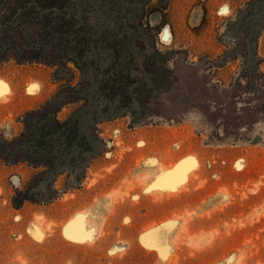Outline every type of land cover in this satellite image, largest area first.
Masks as SVG:
<instances>
[{
  "label": "rangeland",
  "instance_id": "rangeland-1",
  "mask_svg": "<svg viewBox=\"0 0 264 264\" xmlns=\"http://www.w3.org/2000/svg\"><path fill=\"white\" fill-rule=\"evenodd\" d=\"M30 1L0 0V264H264V0ZM81 113L75 185L21 141Z\"/></svg>",
  "mask_w": 264,
  "mask_h": 264
},
{
  "label": "trees",
  "instance_id": "trees-1",
  "mask_svg": "<svg viewBox=\"0 0 264 264\" xmlns=\"http://www.w3.org/2000/svg\"><path fill=\"white\" fill-rule=\"evenodd\" d=\"M1 27L0 24V29ZM4 27H8V24ZM7 50L11 48L6 47V50L0 51V55ZM89 119V114L81 113L67 122L54 124L52 118L34 115L21 141L22 151L31 157L32 161L49 167L50 173L70 172L75 185H80L84 181L88 163L103 149L102 141L94 128H85ZM48 199L45 192L27 190L18 194L15 204L21 207L26 201L45 202Z\"/></svg>",
  "mask_w": 264,
  "mask_h": 264
},
{
  "label": "bare ground",
  "instance_id": "bare-ground-1",
  "mask_svg": "<svg viewBox=\"0 0 264 264\" xmlns=\"http://www.w3.org/2000/svg\"><path fill=\"white\" fill-rule=\"evenodd\" d=\"M162 39L165 42H170L172 37L169 34L168 31H165V33L162 34ZM2 83V79H0V84ZM2 97H0L1 99ZM168 178V177H167ZM70 224V225H69ZM68 227L66 228L67 231V236L73 240H77V241H83L86 240L88 238V235H85L83 233V229H82V222L81 220H75L72 223H69Z\"/></svg>",
  "mask_w": 264,
  "mask_h": 264
}]
</instances>
